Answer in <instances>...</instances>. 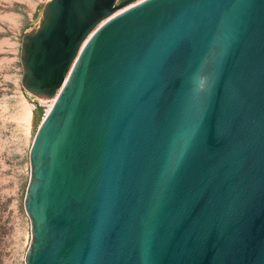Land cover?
<instances>
[{"label":"water","instance_id":"1","mask_svg":"<svg viewBox=\"0 0 264 264\" xmlns=\"http://www.w3.org/2000/svg\"><path fill=\"white\" fill-rule=\"evenodd\" d=\"M20 61L25 264H264V0H49Z\"/></svg>","mask_w":264,"mask_h":264},{"label":"rangeland","instance_id":"2","mask_svg":"<svg viewBox=\"0 0 264 264\" xmlns=\"http://www.w3.org/2000/svg\"><path fill=\"white\" fill-rule=\"evenodd\" d=\"M49 0H0V264H25L31 241L23 198L30 178L29 149L52 101L21 84L24 32L34 31Z\"/></svg>","mask_w":264,"mask_h":264}]
</instances>
